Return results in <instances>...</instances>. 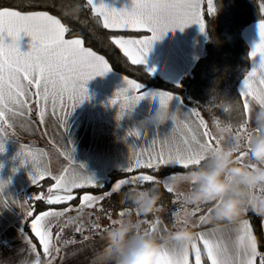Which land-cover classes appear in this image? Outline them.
Returning a JSON list of instances; mask_svg holds the SVG:
<instances>
[{"label": "snow or ice", "instance_id": "obj_1", "mask_svg": "<svg viewBox=\"0 0 264 264\" xmlns=\"http://www.w3.org/2000/svg\"><path fill=\"white\" fill-rule=\"evenodd\" d=\"M50 8L60 15L53 14ZM258 9V42L248 52L253 66L243 75L236 96L230 99L221 96L219 105H204L211 117V128L196 107L198 103L186 112L169 111L170 102L174 98L179 100L175 92L154 91L137 79L121 75L122 86L107 101L109 107L116 105L117 121L137 114L150 97L157 98L158 109L166 114V119L154 127V136L147 146L145 126L137 125L126 134L124 138L136 148L135 164L103 190L105 185L81 174L79 169L83 166L74 163L72 142L65 137L71 112L88 99L86 83L109 73L113 67L104 55L86 46L83 34L65 20L71 18L80 25H87L91 20L109 33L108 41L130 65L139 66L144 74L153 78L160 69L153 65L151 53L159 41L170 37L177 29L183 31L194 24L205 34L207 18L216 11L215 0H130V6L120 10L99 0H73L71 4L63 0L60 3L19 0L18 6L0 0V154L4 152L5 143L14 140L18 150L13 159L19 160L18 167L30 166V184L39 189L21 201V198L5 195L10 181L0 180V208L14 206L22 214L18 229L20 244L15 255L0 258V264H56L58 258L60 264H66L84 252L88 253V264H111L106 251L108 243L103 242H109L112 217L102 203L120 195L125 187L145 188V185H159L178 207L169 212L167 221L158 215L164 210L162 203L150 219H141L138 215L137 234L142 232L160 238L175 225L177 218L190 222L195 230V237L187 249L175 242L164 246L158 264H193V258L194 264H264V232L258 237L246 206L235 221L208 223L214 213L213 206L181 205L175 191L183 173L199 167L222 147L234 151L236 162L246 161L249 154L246 145L251 140L247 132L250 114L253 108L264 107V0H259ZM82 11L89 13L88 18H80ZM89 32L95 35L94 29ZM22 37L29 38L27 51L19 50ZM256 57L259 63L254 62ZM179 87L177 84L176 88ZM211 99L215 100L216 96ZM212 107H220L225 113L235 111L240 118L236 123L222 122L212 112ZM168 122L170 126L161 130ZM50 123L55 128L54 134L50 131ZM37 127L43 130L48 143L65 161L56 171L51 169L47 149L18 140L23 134L34 136ZM141 169L151 171L146 173ZM11 171L14 173L17 169ZM46 180L50 183L45 188ZM89 188L102 191H82ZM77 198L79 204L73 205L71 202ZM38 202L46 207L37 211ZM59 205L63 207H54ZM85 209L103 212L109 224L102 227L100 217L93 219L90 211L86 226L81 219ZM124 212L125 208L117 215L122 216ZM260 223L264 228V217ZM54 228L57 230L53 231ZM69 228L73 235L65 236V229ZM85 231L97 234L99 241L84 235ZM75 234H80L79 241L74 238ZM70 245L78 247L65 251Z\"/></svg>", "mask_w": 264, "mask_h": 264}, {"label": "crops", "instance_id": "obj_2", "mask_svg": "<svg viewBox=\"0 0 264 264\" xmlns=\"http://www.w3.org/2000/svg\"><path fill=\"white\" fill-rule=\"evenodd\" d=\"M99 2L116 10L127 9L130 6V0H99ZM256 24L257 22L248 25L242 32V37L248 45L249 51L254 43L258 42ZM203 39L204 34L199 31V26L194 24L186 27L183 31L177 29L170 37L160 40L158 46L151 53L153 65L160 69L157 76L173 84L179 83L200 57ZM28 47L29 38L22 37L19 42V50L27 51ZM254 62L259 63V57H256ZM252 66L253 61H250L249 70ZM121 86V75L114 71L89 80L85 85L88 99L75 107L67 119L65 139H70L72 142L74 149L72 159L76 165L83 166L79 169L81 174L91 177L97 184H104L110 171H125L126 168L134 166L136 148L124 138L133 127L137 125L146 127L145 146L151 141L155 132L154 127L148 125L145 118L158 109L159 104L156 97L148 98L140 106L139 112L132 117L116 120L117 107L116 105L109 107L107 101ZM239 87L240 84L238 89ZM188 108L181 103L180 97L179 100L174 98L169 104V111L179 109L180 112H186ZM200 112L204 118L203 111ZM49 126L50 131L54 134L55 128L51 126V123ZM169 126L170 122L162 125L161 130H166ZM18 140L21 143L47 149L53 171H56V162L65 163L52 145L48 143L43 135V130L38 127L34 136L23 134L18 137ZM17 150L18 145L14 140L9 139L5 143L4 152L0 154V165H2L0 167V180L10 181L5 189V195L11 196L13 199L21 198L22 201L25 198L24 193L31 187L28 178L30 166L18 167L19 160L13 159ZM13 168L17 169L14 173L11 171ZM77 204H79L78 198ZM69 215H75V213H69ZM81 219L83 220L82 217ZM21 220L22 214L18 208L14 206L0 208V258L15 255V249L20 244L18 229L21 227ZM210 226L205 225V227ZM56 230L53 229V231ZM69 230L71 229H65V231ZM262 231L264 232V228ZM91 238L97 241L100 239L98 235ZM103 243L106 245L108 241ZM74 247H78V245H70L65 251H70ZM87 256V252L78 254L66 261V264H88ZM56 264H60L59 258Z\"/></svg>", "mask_w": 264, "mask_h": 264}, {"label": "clouds", "instance_id": "obj_3", "mask_svg": "<svg viewBox=\"0 0 264 264\" xmlns=\"http://www.w3.org/2000/svg\"><path fill=\"white\" fill-rule=\"evenodd\" d=\"M145 119L155 127L165 121L166 114L157 109ZM247 132L251 140L246 145L249 154L245 163L236 162L234 151L222 147L205 163L183 173L179 186L175 187L181 205L213 206L214 213L208 223L235 221L245 206L264 217V107L252 109ZM159 188L153 185L129 188L125 192L129 207L125 208L124 215L112 219L108 230L106 251L111 264H158L161 249L168 243L175 242L187 249L194 239L190 222H181L179 218L160 238L137 234L138 215L146 218L157 214L161 200Z\"/></svg>", "mask_w": 264, "mask_h": 264}, {"label": "trees", "instance_id": "obj_4", "mask_svg": "<svg viewBox=\"0 0 264 264\" xmlns=\"http://www.w3.org/2000/svg\"><path fill=\"white\" fill-rule=\"evenodd\" d=\"M56 2L60 3L61 0H56ZM63 2L71 4L73 0H63ZM80 2H83V0H80ZM3 3L18 6L19 0H3ZM258 5L259 0H215L216 11L213 16L207 18L202 53L189 73L177 83L180 85L179 88H176L177 84L165 81L158 76L150 78L143 73L142 68L139 66L130 65L119 50L108 41L107 37L109 33L97 27L91 20H89L87 25L77 24L71 18H67L65 22L83 34L86 46L93 48L98 54L104 55L109 60L113 67L112 71L120 75H127L129 78L137 79L149 85L152 89L173 91L180 97L184 105L191 107L193 104L198 103L196 107L199 111L209 113L204 105H219L222 99L221 96L227 99L236 96L238 94V85L242 81L243 75L250 69V60L248 59L249 48L242 37V32L246 26L257 22L259 18ZM48 10L53 14L60 15L54 8ZM79 15L83 20L88 18L89 13L82 11ZM89 29H94L95 35L90 33ZM214 95L216 99L212 100L211 98ZM212 112L222 122L231 121L236 123L240 118L235 111L225 113L220 107H212ZM32 118L35 120L34 113ZM140 171L149 173L151 170L141 169ZM124 174L125 171L123 170L110 171L107 180L103 184L105 185L103 190H107L112 181L122 177ZM48 183L50 181H44L45 188ZM144 187L147 188L150 185H145ZM159 190L161 192L159 203L163 204L164 210L158 213V215L167 221L170 219L169 212L174 207H178V205L171 203V195L166 193L162 187ZM36 191H39V189L32 188L31 186L26 190L24 196L27 197L30 193ZM82 191L98 193L102 190L89 188ZM126 191L127 187L122 190L120 195H114L110 200H105L102 203L103 208L111 212L112 219L117 216L119 210L129 207L124 200V193ZM71 203L76 205L77 199ZM45 207L43 203L38 202L36 204L37 211L43 210ZM54 207H63V205ZM90 211L93 219L97 216L100 217V225L107 226L109 224V220L103 212H98L95 209H85L83 213H86L89 218ZM151 217L150 215L147 218L150 219ZM248 217L259 237L263 232L260 223L261 217L251 211H249ZM140 218L143 219L144 217ZM87 222L88 220L85 221L86 226Z\"/></svg>", "mask_w": 264, "mask_h": 264}, {"label": "rangeland", "instance_id": "obj_5", "mask_svg": "<svg viewBox=\"0 0 264 264\" xmlns=\"http://www.w3.org/2000/svg\"><path fill=\"white\" fill-rule=\"evenodd\" d=\"M247 27V26H246ZM245 27V28H246ZM244 28V29H245ZM204 114V119L208 122V124H209V127L211 128L212 127V124H211V117H210V115H209V113H207V112H203ZM214 130V129H213ZM64 164V162H56L55 163V165H56V170L57 169H59L62 165ZM118 216V215H117ZM117 216L116 217H114L113 219H115V218H117ZM82 218H83V220L84 221H86V220H88V215L86 214V213H83L82 214Z\"/></svg>", "mask_w": 264, "mask_h": 264}, {"label": "built area", "instance_id": "obj_6", "mask_svg": "<svg viewBox=\"0 0 264 264\" xmlns=\"http://www.w3.org/2000/svg\"><path fill=\"white\" fill-rule=\"evenodd\" d=\"M102 226V225H101ZM103 227V226H102ZM69 235H73L72 234V232H71V230H69V231H65V236H69ZM84 235H89L90 237H95V236H97V234H95V233H90V232H88V231H85V233H84ZM76 240H80L81 239V236H80V234H75V237H74Z\"/></svg>", "mask_w": 264, "mask_h": 264}]
</instances>
